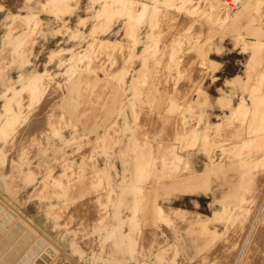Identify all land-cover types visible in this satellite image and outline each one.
<instances>
[{
    "label": "rangeland",
    "instance_id": "obj_1",
    "mask_svg": "<svg viewBox=\"0 0 264 264\" xmlns=\"http://www.w3.org/2000/svg\"><path fill=\"white\" fill-rule=\"evenodd\" d=\"M209 1L216 0H89V2L86 0L83 2L57 0V2L50 1L41 8L29 1L26 4L31 5L32 16L27 13L22 17L17 12L16 14L12 13V3L9 0H0V120L2 119V122L0 121V125H2L0 127V151L4 158L0 159V173L7 171L12 176V183L16 187V191L12 195L11 201L15 206H18L16 208L22 213L24 212L25 216L47 233L78 264H184L185 262L187 264H264V240H259V242L257 240L260 239L259 231L255 232V230H259L260 225V229L264 228V0H242L233 10L222 8V0L213 4L212 2L209 4ZM71 2H74L77 7L80 4L84 5L85 8L84 17L79 19L78 27L76 28L75 20L70 17H62L51 19L50 22L55 28L47 30L49 21L38 9L47 12L60 5V8L61 6L69 7L65 13L71 14L74 11H70ZM211 6H215L213 10L217 11H212ZM28 16L31 17L28 18ZM237 47L238 50H236ZM200 70L202 71L200 72ZM20 71L30 72L33 77L39 79L34 84L26 85L28 88L22 86L24 80L18 79ZM6 76L12 77V87L8 90L9 92L3 93L1 83ZM123 80L127 81V85ZM35 84L37 85L35 86ZM30 91L33 92V96L29 95L34 99H31V96L28 97ZM39 95L43 97L41 98ZM25 96L27 97L24 101ZM196 96L200 98L198 99ZM48 98L49 106L46 105ZM30 99L34 106L32 103L30 104ZM240 101H243L245 105H238ZM35 102H39V104L35 105ZM62 103L65 104L62 105ZM31 106L32 109L36 106L39 108L36 107L38 110L34 109V113L39 112L40 109L42 112L44 110V113L37 112L35 114L39 115V117L37 116L38 121L41 115L47 116L50 120L53 117L52 122H54L53 120L58 122L56 127L55 123L51 124V121L44 116L41 117V120L45 121H42V125H39L41 123H37V120L29 121L28 119L33 118L34 115L32 109L30 110ZM53 106L55 109L51 108ZM27 109L33 113L28 110V114H32V116L26 115ZM50 111H52L51 115ZM54 113L55 119L52 116ZM62 113L63 117H66V121L62 118ZM56 117H59L58 121H56ZM252 118L254 119L252 120ZM59 121L62 128L58 126ZM22 122H27V124L35 122L37 126L36 124L31 125L32 127L28 125V129L31 127L28 130L27 124H22ZM45 123L46 126L49 124L51 129L45 128V130ZM75 123L80 126L79 128L82 127V131L76 128ZM21 124L23 128L26 126L25 129L28 132L31 131L33 137L42 132L45 138L41 135L36 137L41 139L40 141L32 138L27 130V134L24 133L25 130L22 127L19 131L18 127ZM34 126L38 130L40 128L45 131L39 130L38 132ZM15 128L18 129L17 132H20L16 133L18 136L15 134ZM32 128L36 136L32 133ZM53 128L54 130H52ZM184 128L187 129L185 132ZM22 131L25 136L29 134L30 139L27 141L28 137L23 139ZM190 131L193 132L190 133ZM189 133L191 135H187ZM13 134L14 136H12ZM19 134L22 136L19 137ZM92 134H95V139L92 138L94 137ZM10 136L13 142L8 140ZM88 136L92 138L93 142L90 141V138L88 140ZM7 137L9 138L7 139ZM14 138H17L16 140L22 138L23 143L17 141L16 145ZM73 138H77V142L73 143ZM25 141L29 142L24 143ZM81 141H88L89 144L92 142L93 146L84 144V142L82 145ZM95 141L96 143H94ZM36 142L38 143L36 144ZM41 142L42 144H40ZM6 143L7 146L4 149ZM9 143L11 146H8ZM19 144H23L24 147L22 146L23 148L20 149ZM38 144L39 147L41 145L40 148L37 147ZM87 145L91 147H88L91 155L95 150L93 156H90L88 148H85ZM2 146L5 152H3ZM13 146H17L15 150L20 149H18L19 153L18 150L16 152L12 150ZM77 146L78 152L86 151V153L84 155L77 152V154H73L74 151H77ZM31 147L33 154L34 150L36 151L35 155L29 154L30 150L27 149ZM42 147L43 149H41ZM25 149L29 156L26 155ZM81 149H83L82 152ZM15 153L17 157L19 156L18 158L14 155ZM57 153L61 158H66L61 159ZM51 154L54 157H52L53 160L52 158L49 160L51 166H47ZM56 154L57 156H55ZM85 155L88 159L83 158ZM22 157L28 159L23 161ZM46 157L48 158L46 159ZM120 158H122V162ZM245 160L247 161L245 162ZM18 161L19 163H17ZM83 161L85 164H81ZM60 162L63 163L60 164ZM56 163L58 167H56ZM75 164H77L75 168H70V170L75 169V172L70 171L72 174H69L67 169ZM78 164L83 165V172L82 167L80 169ZM31 165H34V168H30L33 167ZM88 166L89 168H87ZM90 166L93 171L87 172ZM47 167L48 169H46ZM55 167L57 170H62L60 171L62 177L59 171L56 172ZM49 169L53 172L51 173ZM80 170L83 174L93 176L92 180H95V183L89 180L91 179L89 175L88 179L80 173ZM94 170L97 171L96 174ZM63 171L68 173L67 177ZM24 175L30 179L25 182L26 184L23 182ZM72 175L75 179L71 177ZM82 175L87 178H82L84 185L80 183L81 179L79 180L80 184L76 181ZM94 175L97 176L94 177ZM96 177L102 178L99 183L95 179ZM126 177L128 181H131L128 185L123 181L126 180ZM62 178H65V185ZM45 179L51 184L47 183V180L45 184ZM85 180L87 183H84ZM141 180L143 181L140 182ZM40 181L41 185L44 187L47 185L49 189L43 186L41 188ZM70 181L77 183L73 182L72 185ZM42 182L44 183L42 184ZM68 182L70 183V186L67 185L69 188L66 187ZM159 183L161 186L158 185ZM99 185L102 187L99 189L103 192L97 188ZM35 186L38 190L43 188L46 190H43L41 194L39 192L41 190L36 191ZM55 186H57V190H55ZM91 186H96V188H91ZM123 186L127 187L125 196L121 194ZM138 186L144 189L147 186V188L145 190L142 188V191ZM262 186L263 189H261ZM52 188H54V191L51 190L53 194L47 198V193L51 194L49 190ZM81 188H86L83 191L86 194L90 193V198L81 192ZM76 189H80V191L77 190L75 195L73 190ZM90 189H94L93 191L96 193ZM34 190L36 195L32 196ZM96 190L108 193L105 194V192L104 195L101 194L102 196L99 194L105 198L98 200L101 197ZM137 190H141V192ZM67 191L73 192L72 194L77 197L74 198L73 195L70 196L71 194L67 195L72 197V200L69 201V198L65 196ZM150 191L153 192L150 193ZM138 193L140 195L144 193L146 198L143 197V199L146 201H141L142 196L138 197ZM147 194L149 195L147 196ZM225 194L228 195L224 198ZM93 195L94 197H92ZM183 195L190 197L184 199ZM79 196H84L83 201L88 198L85 201V203L89 202L86 203L88 209L82 201V197ZM96 197L99 198L96 200ZM221 197L222 199H220ZM65 198L68 199L67 202ZM79 200L85 206L80 202L78 204L80 203L81 208L84 207L83 209L86 210L82 211L77 208L79 205L75 203ZM136 200L138 203L140 202L138 205L141 204V206L137 205L138 208L135 206ZM148 200L151 204L146 205ZM98 201H101L103 206ZM69 203L72 204L69 206ZM189 204L193 207L191 210L180 208L182 205L188 206ZM95 205L97 208L100 206L98 210L95 208L97 212L94 214L90 211L94 209ZM72 206L75 211L71 209L69 211V207ZM142 206H144L143 208L147 207L144 210L145 213L149 212L148 216L144 213ZM59 207H63L62 210L66 208L70 213L67 214L65 209L62 211ZM101 207L102 209H100ZM163 207L164 211L169 210L163 213ZM53 208H56L57 211L60 209L59 211L64 212L65 215L62 212L59 214L57 211L55 212L57 214H54L56 209ZM91 208L93 209L90 210ZM103 208L106 212H104L105 210L102 212ZM171 208H175L174 211ZM135 209H140L139 212L142 209L143 212H141L144 215L138 211L136 214ZM87 210H90L89 216L94 214L91 216L93 218L87 216L89 214V212L86 214ZM115 210H119L124 222L123 225L116 226L112 231L109 223L114 221L113 212ZM72 211L76 217L79 213L78 220L80 221L71 214ZM259 211V215H256ZM83 212L85 213L81 216ZM104 213L107 215H102ZM85 215L90 219L85 218ZM70 216L75 217V222ZM103 216H107L105 217L106 222ZM63 219L68 223L71 220L72 223H76V226L71 222L69 223L71 225H68L67 221L61 222ZM95 219L103 221H98L99 224ZM143 221L150 222L146 225ZM22 222L21 226L15 222L11 224L12 226L3 224L0 228V253L6 254L11 251L10 249L18 248V246L21 250H27L28 246L32 245L31 252L21 259V261H25L23 264H45V257L49 254V249H52L36 235L35 231L30 230V227ZM93 222L99 224L100 230H98V225ZM184 222L187 225H183ZM189 222H195V225L192 226ZM141 224L144 226H142L144 230L146 226H153L151 231H157L158 235L155 234L156 232L153 233L155 236L150 234L148 231L150 228L146 227L147 240H144L146 235L142 236L144 238L140 236L143 235V228L137 227ZM176 224L180 226L178 228L188 231L178 229ZM189 224H191V231ZM105 226L111 229L104 230ZM67 227H71V229ZM82 227L83 229H81ZM90 227H97L95 230L98 231L95 232L94 228ZM195 227L197 230L193 229ZM66 228L67 230H65ZM165 230L166 233L163 232ZM22 231L23 234H21ZM87 231L88 236L91 235L90 237L84 236L87 235ZM253 231L256 236H259L257 239ZM148 232L151 235L149 236L150 241H148ZM167 232L170 237L165 236ZM101 235L103 236L100 237ZM74 236L81 239L78 240ZM83 237L87 238L86 240L90 239L83 242L85 240V238L82 240ZM98 237H100L99 240L101 239L100 243H98ZM158 237L162 239H158ZM11 241L12 245L9 246ZM153 241L157 243H154L156 246ZM88 242L91 244L88 245ZM136 242L141 244L137 245ZM143 243L145 246L149 243L148 249L152 248L150 251L147 249L148 252H151L148 253L149 255H142L147 248L140 246ZM86 244L88 248H86ZM92 244L96 247H92ZM98 244L100 245L98 246ZM165 245L167 248L163 247ZM171 245L174 246L172 247L173 251L169 249ZM97 246L101 247L100 250L97 249ZM91 247L95 248L94 252ZM141 247L145 249L144 252L140 249ZM153 249L155 250L153 251ZM96 250L98 251L96 252ZM242 250L245 252L243 253ZM137 254L141 255V258H136ZM60 257L58 261L64 263L59 264H69L66 263L69 261H64L66 258ZM238 258L241 259L240 262Z\"/></svg>",
    "mask_w": 264,
    "mask_h": 264
},
{
    "label": "bare ground",
    "instance_id": "obj_2",
    "mask_svg": "<svg viewBox=\"0 0 264 264\" xmlns=\"http://www.w3.org/2000/svg\"><path fill=\"white\" fill-rule=\"evenodd\" d=\"M148 1H150V0H148ZM216 1L218 2V0H216ZM216 1H214V2L216 3ZM241 1H242V0H241ZM241 1H240V2H241ZM211 2H212V1H211ZM211 2L209 1V4H211ZM214 2H212V4H213ZM218 3H219V2H218ZM248 5H249V4H248ZM250 5H251V4H250ZM246 6H247V5H246ZM58 7H59V6H58ZM211 7H212V6H211ZM216 7H218V6H216ZM223 7H225L226 9H229V7H227V5L225 4V1H224V0H222V8H223ZM213 8H215V6L212 7V11H217V10H215V9L213 10ZM226 9H224V10H226ZM239 9H240V8H239ZM245 10H246V9H245ZM58 11H59V8L54 7L53 13H54L55 15H58ZM228 11H229V10H228ZM243 11H244V9H243ZM222 12L224 13V11H222ZM244 12H245V11H244ZM244 12H243V13H244ZM218 13H219V12H217V14H218ZM223 13H221V14H223ZM225 13H226V12H225ZM219 14H220V13H219ZM226 14H227V13H226ZM60 16H61V15H60ZM221 16H222V15H221ZM226 17H227V16H226ZM226 17H225V18H226ZM6 18H7V15H6ZM228 18H229V16H228ZM2 19H3V18H2ZM229 19H230V18H229ZM0 22H1V21H0ZM193 51H195V50H193ZM195 52H196V51H195ZM1 69H3V68H1ZM0 71H1V70H0ZM201 71H202V70H200V72H201ZM203 71H204V70H203ZM197 73H198V72H197ZM200 74H201V73H200ZM260 74H261V73H260ZM197 75H198V74H197ZM202 75H203V74H202ZM263 75H264V74H263ZM200 76H201V75H200ZM256 76H257V75H256ZM262 77H263V76H262ZM262 77H261V78H262ZM18 79H19V80H24L22 86H26V85L34 84L35 81H36L37 79H39V78L33 77V76L31 75L30 72L20 71V72L18 73ZM11 81H12V77H10V76H6L5 79L2 80L1 85L3 86V90H2L3 93H5L6 91L10 90V88L12 87V83H11ZM123 82L127 85V83H126L127 81L123 80ZM37 84H38V86H39L38 81H37ZM37 84H35V86H36ZM26 87H27V86H26ZM27 88H28V87H27ZM24 90H25V87H24ZM28 91H29V90H28ZM8 92H9V91H8ZM8 92H7V93H8ZM30 92H31V91H30ZM22 93H23V92H22ZM25 93H26V90H25ZM32 93H33V92L28 93V97L31 96ZM29 94H31V95H29ZM34 94H35V93H34ZM22 95H23V94H22ZM24 95H25V94H24ZM36 95H38V94L36 93ZM36 95H34V96H36ZM32 96H33V95H32ZM32 96H31V99H32V98L34 99V97H32ZM39 96H41V95H39ZM198 96H199V95H198ZM26 97H27V96H25L24 101H25ZM42 97H43V96H41V98H42ZM68 97H69V96H68ZM118 97H120V96H118ZM21 98H22V97H21ZM29 98H30V97H29ZM69 98H70V97H69ZM196 98H198V97L196 96ZM199 98H200V97H199ZM199 98H198V99H199ZM201 98H202V97H201ZM18 99H19V98H18ZM22 99H23V98H22ZM22 99H21V100H22ZM31 99H30V101H31ZM52 99H53V98H52ZM61 99H62V98H61ZM61 99H60V100H61ZM14 100H15V99H14ZM27 100H28V98H27ZM27 100H26V101H27ZM47 100H49V98L46 99L47 104H46V102H45V104H46L47 106H49L48 104H50V103H48ZM53 100H54V99H53ZM53 100H51V101H53ZM64 100H65V98H64ZM200 100H202V99H200ZM203 100H204V99H203ZM243 100H244V99H243ZM37 101H38V99H37ZM41 101H44V100H41ZM41 101H40V102H41ZM49 101H50V100H49ZM58 101H59V100H58ZM61 101H62V100H61ZM33 102H34V101H33ZM53 102H54V101H53ZM53 102H52V103H53ZM56 102H57V101H56ZM68 102H69V101H68ZM22 103H24V102H22ZM31 103H32V101L30 102V104H31ZM36 103H37V102H35V105L39 104V102H38L37 104H36ZM24 104H26V103H24ZM30 104L28 103V105H30ZM64 104H65V103H64ZM64 104L62 103V105H64ZM28 105H27V107L29 108ZM127 105H129V104H127ZM238 105H243V106H244L245 103H244L243 101H240V102L238 103ZM32 106H34L33 103H32ZM32 106H31L30 110L32 109ZM38 106H39V105H38ZM55 106H56V104H55ZM55 106H53V107H51V108H52V109H55V108H54ZM59 106H60V105H59ZM36 107H37V106H36ZM36 107H34V108L32 109V112L34 111V109H35V110H38L39 108H41V107L39 106V108L37 107L38 109H36ZM43 107H44V102H43ZM57 107H58V106H57ZM45 108H47V107H45ZM45 108H44V109H45ZM51 108H47V109L50 110ZM58 108H59V107H58ZM58 108H57V109H58ZM24 109H26V107H24ZM28 110H29V109H27V114H26V115H30V116H32V114L35 112V111H34V112L32 113V112L29 110L30 113H32V114H28V113H29ZM40 110H41V112H40ZM40 110H39V112L36 111V113H37V112L40 113V114H41V113H44V110H43V112H42V109H40ZM49 110H48V111H49ZM23 111H24V110H23ZM58 111H59V110H58ZM58 111H57V113H58ZM20 112H21V111H20ZM51 112H52V111H50V115L52 114ZM59 112H60V111H59ZM68 112H69V111H68ZM70 112H71V111H70ZM25 113H26V111H25ZM25 113H23V114L25 115ZM36 113H34L33 118L31 117L32 119L28 116V118L31 119V120H30V119H28V120L31 121V122H33L34 120H37V123L40 122L41 124H39V125H42V121H44V120H41V119H42L41 117H43L44 115H43V116L41 115V116H40V120H41V121H40V120L38 121V119H39V118H38L39 115H35ZM48 113H49V112H48ZM57 113H56V116H57ZM73 113H74V112H73ZM8 114H9V113H8ZM15 114H16V112H15ZM23 114H22V115H23ZM67 114H69V113H67ZM13 115H14V114H13ZM26 115H25V116H26ZM45 115H46V114H45ZM54 115H55V113H54L52 116H54ZM63 115H64V114L62 113V118H64V120H65L66 117H63ZM34 116H36V119H34ZM37 116H38V117H37ZM44 117H45V116H44ZM48 117H49V116H48ZM37 118H38V119H37ZM45 118H47V116H46ZM50 118H51V117H50ZM58 118H59V117H56V119H57L56 121H58ZM67 118H68V117H67ZM73 118H75V117L73 116ZM180 118H181V117H180ZM48 119H49V118H47V120H48ZM52 119H53V117H52ZM52 119H51V120L49 119V121H51V124H52V123H55V124H54V126H55L56 123H58V122H55V120H53L54 122H52ZM54 119H55V116H54ZM68 119H69V118H68ZM196 119H197V118H196ZM253 119H254V118H252V120H253ZM1 120H2V119H1ZM1 120H0V121H1ZM64 120H63V121H64ZM66 120H67V119H66ZM66 120H65V121H66ZM179 121H180V120H179ZM194 121H195V120H194ZM247 121H249V120H247ZM1 122H2V121H1ZM44 122H45V121H44ZM46 122L49 123L48 121H46ZM61 122H62V121H61ZM28 123H30V122H28ZM192 123H193V122H192ZM248 123H249V122H248ZM22 124H27V122H25V123L22 122ZM22 124L20 125V127H18V128H19V131L21 130V127L23 126ZM35 124H36L35 122H34V124H32V123H31V124H27V125H26V126H27V129H28V125L31 126V125H35ZM43 124H44V123H43ZM49 124H50V123H49ZM49 124H48V125H49ZM61 124H62V123H61ZM64 124H65V123H64ZM75 124H76V123H75ZM39 125H38V126H39ZM48 125H47V126H48ZM62 125H63V124H62ZM194 125H195V123H194ZM1 126H2V125H0V127H1ZM26 126H25V127H26ZM36 126H37V124H36ZM44 126H45V127H44ZM44 126H43L44 129H45V128H46V129H47V128L51 129V127H49V126L47 127V126H46V123H45ZM58 126H59L60 128H62V126L60 125V121H59V125H58ZM58 126H57V127H58ZM76 126H77V124H76ZM189 126H190V125H189ZM192 126H193V125H192ZM25 127H24V128L22 127V128L25 130L24 133H25V134H27V133L31 134V131L28 132V130H29L32 126H31L28 130L25 129ZM39 127H40V126H39ZM55 127H56V126H55ZM79 127H80V126H77L76 128H79ZM247 127H248V126H247ZM40 128H41V127H40ZM40 128H39V130H40ZM81 128H82V127H81ZM81 128H79V130H81ZM85 128H86V126H85ZM15 129H16L15 134H16V133H20V132H17V130H18L17 128H15ZM34 129H37V127L35 128V126H34ZM46 129H45V130H46ZM83 129H84V128H83ZM90 129H91V128H90ZM208 129H209V128H208ZM246 129H247V128H246ZM26 130H27V133H26ZM32 130H33V128H32ZM37 130H38V129H37ZM39 130H38V132H39ZM45 130L41 129L40 131H45ZM52 130H54V128H53ZM183 130H184V132H185V130H187V129L184 128ZM205 130H206V129H205ZM4 131H5V130H4ZM49 131H50V130H49ZM76 131H77V130H76ZM81 131H82V130H81ZM206 131H207V130H206ZM35 132H36V130H35ZM38 132H36V133H38ZM178 132H179V131H178ZM178 132H176V133L178 134ZM192 132H193V131H190V133H192ZM22 133H23V131H22ZM24 133H23V134H24ZM32 133L34 134V130H33ZM49 133H50V132H49ZM49 133H48V134H49ZM87 133H88V132H87ZM190 133L187 134V135H191ZM203 133L205 134V132H203ZM206 133H208V132H206ZM25 134H24L23 139H24V138L26 139V138L29 136V134L26 135V136H25ZM38 134H39V135H37V136L40 137V135H41L42 137H44L43 134H42V132H41V133L39 132ZM16 135H17V134H16ZM19 135H20V134H19ZM34 135H35V134H34ZM59 135H60V134H59ZM92 135H94V137H92V136H91V137H92L93 139H95V138H96L95 134H92ZM208 135H209V134H208ZM208 135H206V136H208ZM12 136H14V134H13ZM17 136H18V135H17ZM17 136H15V137H17ZM21 136H22V134H21L19 137H21ZM31 136H32V138L38 139V138H36V137H37L36 135H35L36 137H33L32 134H31ZM31 136H30V137H31ZM48 136H49V135H48ZM50 136H51V135H50ZM71 136L73 137V136H74V133H73V135H71ZM71 136H70V138H71ZM89 136H90V135H89ZM89 136H88V140H89V138H90ZM19 137H18V139H19ZM30 137H28V138L26 139V141H27L28 139H30ZM75 137H76V136H75ZM253 137H254V136H253ZM8 138H9V137H7V139H8ZM32 138H31V141H32ZM44 138H45V137H44ZM86 138H87V137H86ZM86 138H85V139H86ZM92 138H90V141H92V140H91ZM11 139H12V137L10 136V138H9L8 140L10 141ZM16 139H17V138H14V139H13V140H14V143H15L16 145H17V143H18L19 141H22V138H20L21 140H16ZM73 139H74V138H73ZM76 139H77V138H76ZM76 139H74V140H73L74 142H73V141H72V142H73V143H75V141L77 142ZM81 139H82V138H81ZM83 139H84V138H83ZM83 139H82V140H83ZM85 139H84V140H85ZM186 139H187V138H186ZM190 139H191V138H190ZM192 139H193V138H192ZM206 139H207V138H206ZM250 139H251V138H250ZM15 140H16V141H15ZM33 140H34V139H33ZM38 140L40 141L41 139H38ZM86 140H87V139H86ZM208 140H209V139H208ZM245 140H246V139H245ZM11 141H12V140H11ZM17 141H18V142H17ZM26 141H25L24 143H28L30 140H29L28 142H26ZM36 141H37V140H36ZM42 141H44V140L42 139ZM79 141H80V140H79ZM90 141H89V142H90ZM191 141H192V140H191ZM211 141H212V140H211ZM6 142L8 143V141H6ZM12 142H13V141H12ZM12 142H11V143H12ZM16 142H17V143H16ZM34 142H35V141H34ZM72 142H71V144H72ZM81 142H82V141H81ZM83 142H84V141H83ZM83 142H82V145H84V144H88V145H90L93 141H92L90 144L87 143L88 141H87V142L85 141L84 144H83ZM192 142H193V141H192ZM7 143L5 144V148L3 147V146H4V143H3V146H2L1 148H2V149H3V148L6 149ZM14 143H13V144H14ZM22 143H23V141H22ZM30 143H31V142H30ZM37 143H38V142H36V144H37ZM43 143H45V141H44ZM46 143H47V142H46ZM79 143H80V142H78V144H79ZM94 143H96V141H95ZM9 144H10V143H9ZM13 144H12V145H13ZM31 144H32V143H31ZM34 144H35V143H34ZM40 144H42V142H41ZM80 144H81V143H80ZM97 144H98V146H99V143H98V142H97ZM176 144H177V143H176ZM19 145H20V149H21V147L23 146V144H19ZM24 145H25V144H24ZM26 145H28V144H26ZM88 145H87V147H85V146H81V147H82V148H83V147L88 148V147H89ZM94 145H96V144H94ZM188 145H189V144H188ZM8 146H11V144L8 145ZM44 146H45V145H44ZM91 146H93V144H91ZM175 146H176V145H175ZM186 146H187V145H186ZM13 147H14V149H12V150H14L15 152L19 149V148H18V149L15 150V147L17 148V146H13ZM23 147H24V146H23ZM23 147H22V148H23ZM25 147H26V146H25ZM27 147H29V146H27ZM37 147L40 148L41 145H40V147H39V144H38ZM51 147H52V146H51ZM79 147H80V146H79ZM10 148H12V147H10ZM33 148H34V145H33ZM62 148H63V147H62ZM89 148H91V147H89ZM89 148L87 149L88 151H89ZM97 148H98V147H97ZM211 148H212V147H211ZM4 149H3V152H5ZM7 149H9V147H7ZM20 149H19V150H20ZM31 149H32V147L29 148V149H27L28 151L30 150V153H29L30 155L33 154V153L31 152ZM41 149H43V147H42ZM93 149H94V147H93ZM93 149H92V150H93ZM9 150H10V149H9ZM19 150H18V153H19ZM32 150H33V149H32ZM36 150H37V149H36ZM38 150H39V149H38ZM61 150L63 151V149H61ZM82 150H83V149H81V152H82ZM90 150H91V149H90ZM92 150H91V151H92ZM177 150H178V149H177ZM210 150H211V149H210ZM210 150H209V152H210ZM6 151H7V150H6ZM24 151H26V149H25ZM79 151H80V148H79ZM94 151H95V150H93V152H94ZM0 152H1V151H0ZM7 152H8V151H7ZM11 152H13V151H11ZM11 152H9V153H11ZM20 152H22V151H20ZM34 152H35V153H34L33 155L36 154V151H35V150H34ZM45 152H47V151H45ZM55 152H57V151H55ZM74 152H75V153H73V154H77V153L79 154V153H80V152H78V146H77V151H74ZM76 152H77V153H76ZM89 152H90V151H89ZM93 152H92V155H91V152L89 153L90 156H93ZM31 153H32V154H31ZM63 153H64V152H63ZM71 153H72V152H71ZM84 153H86V151H85V152L83 151V153H80V154H83V155H84ZM177 153H178V152H177ZM177 153H176V154H177ZM20 154H21V153H20ZM29 154L27 155V151H26V155L29 156ZM57 154H58V153H57ZM57 154H56L55 156H57ZM68 154H69V153H68ZM73 154H71V155L74 156ZM94 154H95V153H94ZM208 154H209V153H208ZM1 155H2V152H1V154H0V159H4ZM3 155H4V154H3ZM11 155H12V157H13V153H12ZM11 155H10V156H11ZM14 155L16 156V158L19 157V156L17 157L16 153H15ZM18 155H19V154H18ZM43 155H44V153H43ZM45 155H46V153H45ZM61 155H62V153H61ZM178 155H179V154H178ZM24 156H25V155H24ZM58 156L60 157L59 154H58ZM88 156H89V155H88ZM49 157H50V156H49ZM52 157H54V155L52 156V154H51L50 159H49L48 157H46V159L48 158L47 166H51V163L49 162V160H51ZM59 157H57V158H59ZM70 157H71V156H69V159H71ZM84 157H85V159H88V158H87V155L83 156V158H84ZM208 157H209V156H208ZM8 158H9V155H8ZM8 158H7V159H8ZM20 158H21V157H20ZM22 158H23V157H22ZM30 158H31V157H30ZM30 158H29V159H30ZM60 158H61V157H60ZM63 158H66V157H62L61 159H63ZM67 158H68V157H67ZM90 158H91V157H90ZM245 158H246V157H245ZM27 159H28V158H27ZM27 159H25V157H24V158H23V161H25V160H27ZM46 159H45V161H47ZM61 159H60V160H61ZM92 159H93V158H92ZM120 159H121L120 161L122 162V161H123L122 158H120ZM8 160H9V159H8ZM8 160H6V161H8ZM12 160H13V158H12ZM14 160H15V157H14ZM14 160H13V161H14ZM17 160H18V159H17ZM52 160H53V158H52ZM55 160H56V159H55ZM63 160H64V159H63ZM63 160H61V161H63ZM67 160H68V159H67ZM247 160H248V159H247ZM247 160H245V162H246ZM15 161H16V160H15ZM15 161H14V162H15ZM19 161H20V159H19ZM19 161H18L17 163H19ZM42 161L44 162V160H42ZM58 161H59V160H58ZM86 161H88V160H86ZM90 161H92V160L90 159ZM174 161H175V160H174ZM3 162H4V161H3ZM9 162H10V161H9ZM9 162H7V163H9ZM63 162H64V161H63ZM63 162H60V164L63 163ZM67 162H68V161H67ZM88 162H89V161H88ZM220 162H221V160H220ZM243 162H244V161H243ZM48 163H50V164L48 165ZM83 163L85 164L84 161H83L81 164H83ZM92 163H93V162H92ZM232 163H233V162H232ZM58 164H59V163H58ZM70 164H71V163H70ZM79 164H80V163H79ZM79 164H78V166H80V169H81V167H82L81 170H82V172H83V165H79ZM234 164H235V163H234ZM5 165H6V164H5ZM7 165H8V164H7ZM63 165H65V164H63ZM76 165H77V164H75V166H72V165H71V166L67 169V172H68V170H69V172H68L69 174H72L73 171L75 172V169H71V170H70V168H71V167H72V168H73V167L75 168ZM88 165H89V164H88ZM28 166H29V165H28ZM31 166H33V167H30V168H34V165H31ZM35 166H36V164H35ZM52 166H53V164H52ZM86 166H87V165H86ZM86 166H85V168H86ZM36 167H37V166H36ZM56 167H58V166H57V163H56ZM56 167H55L56 172L59 171V173H61L60 171H62V170H60V169L57 170ZM63 167H64V166H63ZM63 167H62V168H63ZM65 167H66V166H65ZM28 168H29V167H28ZM53 168H54V166H53ZM53 168H52V170H53ZM60 168H61V167H60ZM62 168H61V169H62ZM66 168H67V167H66ZM85 168H84V170H85ZM87 168H89V166H88ZM9 169H10V167H9ZM46 169H48V167H47ZM93 169H94V168H93ZM18 170H19V169H18ZM37 170H38V169H37ZM49 170H51V169H49ZM49 170H48V171H49ZM52 170H51V173L53 172ZM65 170H66V169H65ZM81 170H80V173H82ZM86 170H87V169H86ZM9 171H10V170H9ZM13 171H14V170H13ZM13 171H12V173H14ZM30 171H31V170H30ZM46 171H47V170H46ZM70 171H72V172H70ZM91 171H93V170H91V166H90V169H89V171H87V172H91ZM27 172H29V171L27 170ZM32 172H34V174H37V173H35V171H32ZM36 172H37V171H36ZM54 172H55V171H54ZM63 172H64V171H63ZM67 172H64V173H66V176H65V174H64L63 177H64V176L67 177V175H68ZM84 172L86 173V171H84ZM96 172H97V171H96ZM96 172H95V170H94V173H95V174H96ZM175 172H176V171H175ZM59 173H57V174H59ZM94 173H91V174H94ZM178 173H179V172H178ZM34 174H33V176H35ZM45 174H47V173H45ZM45 174H44V175H45ZM55 174H56V173H55ZM73 174H74V173H73ZM82 174H83V173H82ZM189 174H190V173H189ZM191 174H192V173H191ZM195 174H196V172H195ZM49 175H50V174H49ZM51 175H54V174H51ZM51 175H50V176H51ZM59 175H60V174H59ZM59 175H58V176H59ZM80 175H81V174H80ZM83 175H85V177H87V178H88V175L90 176V174H83ZM83 175H82V176H83ZM86 175H87V176H86ZM97 175H98V173H97ZM97 175H94V177L97 176ZM24 176H25V175H24ZM24 176H23V177H24ZM28 176H29V173H28ZM31 176H32V174H31ZM47 176H48V175H47ZM54 176H55V175H54ZM82 176H81V178H78L76 181H78V184L81 183L82 185H84V184H83V180H84V179H87V178H85L84 176L82 177ZM98 176H99V175H98ZM100 176H101V175H100ZM121 176H122V175H121ZM166 176H167V175H166ZM29 177H30V176H29ZM44 177H45V176H44ZM44 177H43V178H44ZM61 177H62V173H61ZM71 177H73V178L75 179L74 175H72ZM71 177H70V180L72 179ZM78 177H79V174H78ZM90 177H91V176H90ZM180 177H181V176H180ZM193 177H194V176H193ZM31 178H32V177H31ZM46 178H47V177H46ZM48 178H49V177H48ZM53 178H56V177H53ZM58 178H59V177H58ZM76 178H77V177H76ZM82 178H84V179H82ZM92 178H93V176L91 177V179H89V178H88V179L91 181ZM184 178H185V177H184ZM34 179H35V178H34ZM56 179H57V178H56ZM60 179H61V178H60ZM60 179H59V180H60ZM62 179H63L64 181H62V180H61V181L64 183V182H65V178H62ZM74 179H73V180H74ZM80 179H81V180H80ZM95 179L98 180V183H99V180L102 179V178H101V177H100V178H97V177H96ZM125 179H126V180H123V181L126 182L127 185L130 184L131 181H130V180L128 181V180H127V177H126ZM186 179H187V178H186ZM31 180H32V179H31ZM46 180H47V179H45L44 182H45ZM79 180L81 181L80 183H79ZM143 180H145V179L143 178ZM143 180H141L140 182H142ZM174 180H175V179H174ZM26 181H27V182L30 181V179H28L27 175H26V176L24 177V179H23V182H24V183H25ZM76 181H72V182L70 181V182H71V184H72L73 182L75 183ZM85 181H86V182H84V183H87V180H85ZM92 181L95 183V180H92ZM175 181H176V180H175ZM175 181H174V182H175ZM207 181H208V180H207ZM44 182H42V184H43ZM46 182H47V183H50V182H48V180H47ZM46 182H45V184H46ZM57 182H58V181H57ZM88 182H89V181H88ZM124 182H122V183L124 184ZM136 182H137V181H136ZM182 182H183V181H182ZM182 182H181V183H182ZM40 183H41V181L39 182V185H41ZM63 183H61V184H63ZM68 183H69V182H68ZM74 183H73V184H74ZM76 183H77V182H76ZM76 183H75V184H76ZM161 183H162V182H161ZM164 183H165V182H164ZM175 183H176V182H175ZM25 184H26V183H25ZM50 184H51V183H50ZM50 184H49V185H50ZM73 184H72V185H73ZM88 184H89V183H88ZM90 184H91V182H90ZM96 184H97V182H96ZM96 184H94V185H96ZM100 184H101V182H100ZM138 184H139V183H138ZM263 184H264V182H263ZM17 185H18V184H17ZM64 185H65V183H64ZM67 185L70 186V183H69V184H66V187H68ZM85 185H86V184H85ZM91 185H92V184H91ZM97 185H98V184H97ZM127 185H126V186H127ZM158 185H160V183H159ZM162 185H163V184H162ZM37 186H38V185H37ZM37 186H35L36 191L41 190V189L38 190ZM42 186H43V185H41V188H42ZM79 186H80V185H79ZM89 186H90V185H89ZM101 186H102V184H101ZM143 186H144V185H143ZM160 186H161V185H160ZM165 186H167V185H165ZM263 186H264V185H263ZM263 186H262L261 189H263ZM43 187H44V186H43ZM55 187H56L55 190H57V186H55ZM71 187H72V186H71ZM92 187H93V186H91V188H92ZM94 187L96 188V186H94ZM94 187H93V188H94ZM103 187H104V186H103ZM127 187H128V186H127ZM127 187L123 186V188H122L123 191H122L121 194H122L123 196L126 195L125 193H126ZM138 187H139L141 190H142V188H143V187H140V186H138ZM152 187H153V186H152ZM156 187H157V186H156ZM260 187H261V186H260ZM39 188H40V186H39ZM44 188H48V186L46 185V187H44ZM44 188H43L41 191H39L41 194H42V191H43V190H46V189H44ZM68 188H69V187H68ZM76 188H77V187H76ZM95 188H94V189H95ZM97 188L99 189V188H102V187H100V185H99ZM146 188H147V186H145V189H146ZM149 188H150V187H149ZM162 188H163V187H162ZM48 189H49V188H48ZM48 189H47V191H48ZM58 189H59V188H58ZM64 189H65V187H64ZM72 189H75V188H72ZM72 189H71V190H72ZM83 189H84V188H81V192H82V193H84ZM85 189H86V188H85ZM85 189H84V190H85ZM88 189H89V187L87 188V191H88ZM94 189H93V190H94ZM137 189H138V188H137ZM145 189L143 188V190H145ZM154 189H155V188H154ZM261 189H260V190H261ZM51 190L54 191V188H52V189L49 190L51 194L47 193V195H48L47 198H49V196H51V195L53 194V193H52L53 191L51 192ZM77 190H78V189L73 190L75 195H76V191H77ZM90 190H91V189H90ZM93 190H91V191H93ZM99 190L101 191V189H99ZM99 190H98V191L96 190L97 192H99V193H97L98 195H99V194H100V195H101V194L104 195V193L106 192V191H104V193H101V192H103V191L100 192ZM141 190H140V191L137 190V191L141 192ZM143 190H142V191H143ZM149 190H150V189H149ZM151 190H152V189H151ZM161 190H162V189H161ZM166 190H167V189H166ZM260 190H259V191H260ZM15 191H16V187H15V186L13 185V183H12V176H10V174L7 173V171L1 172V173H0V219H1V220H0V228L3 226V224H10V225H11V224H14L15 222L19 224L18 226H21V221H23L28 227H30V230L32 229L33 231H35V232L37 233L36 235H38V236L40 237V239L43 240L44 242H46V245H47V246L49 245L50 248L52 249V250L49 249V254L47 253L48 255H46V257H45V258H46V260H45V261H46L45 264H59V263L63 262V261H61V262L58 261V258H61L60 256H63V257H62L63 259L66 258V259H64L65 262H66V261H69V262H66V263H69V264H78L77 261H75L74 258L70 257L71 255L69 256L67 253H65V252L63 251V249H62L60 246H58V245L52 240V238H50V237L47 235V233L43 232V230H41L38 226H36V225L34 224V222H33L31 219H29V217L25 216V215L23 214L24 212L22 213L21 211H19V210L16 208V207H18V206H15V205L12 203V201H11V197H12V195L15 193ZM34 191H35V190H34ZM36 191L32 193V194H34V195H32V194H31V195H32V196H35V195H36V194H35ZM49 191H48V192H49ZM59 191H60V189H59ZM59 191H58V193H59ZM61 191H62V190H61ZM79 191H80V189L78 190V192H79ZM232 191H233V189H232ZM232 191H230V192H232ZM3 192H5L7 195H6V194H1V193H3ZM67 192H68V191H67ZM78 192H77V194H78ZM93 192H95V191H93ZM93 192H92V193H93ZM108 192H109V189H108ZM108 192H106L105 194H107ZM147 192H148V191H147ZM147 192H146V193H147ZM152 192H153V191H150V193H152ZM154 192H155V191H154ZM233 192H234V191H233ZM260 192H262V191H260ZM45 193H46V192H45ZM63 193H64V192H63ZM72 193H73V192H70V191H69L68 193H65V194H66L65 196H67V195L69 196V195L71 194L70 196L73 195L72 197L76 198L77 196H75V195L72 194ZM82 193H81V194H82ZM87 193H88V192H87ZM95 193H96V192H95ZM144 193H145V192H144ZM144 193H143V194H144ZM146 193H145V194H146ZM54 194L56 195L57 193H54ZM79 194H80V193H79ZM84 194H86V192H85ZM89 194H90V193L86 194V195L88 196V198H90V197H89ZM93 194H94V193H93ZM109 194H110V193H109ZM143 194L140 195V194L138 193V197L142 196L141 201H142V200H145V199H143V197H145L146 195L144 194V196H143ZM259 194H261V193H259ZM58 195H59V194H58ZM90 195H91V194H90ZM100 195H99V197L102 196V195H101V196H100ZM136 195H137V194H136ZM148 195H149V194H147V196H148ZM226 195H228V194H225V195H224V198H225ZM229 195H230V193H229ZM32 196H31V197H32ZM68 196H67V197H68ZM84 196H85V195H84ZM84 196H83V197H84ZM87 196H86V197H87ZM106 196H107V195H106ZM111 196H112V193H111ZM151 196H152V195H151ZM151 196H150V199H151ZM230 196H231V195H230ZM258 196H259V195H258ZM59 197H61V196L59 195ZM72 197H68V198H69V201H70V199L72 200ZM79 197H80V196H79ZM79 197H78V199H80L82 196H81L80 198H79ZM83 197H82V201L84 200ZM92 197H94V195H93ZM99 197H96V200H97ZM103 197L105 198V196H103ZM103 197H101V198L98 199V200H101ZM113 197H114V196H113ZM113 197H112V199L114 200ZM138 197H137V198H138ZM226 197H227V196H226ZM232 197H233V196H232ZM259 197H261V196H259ZM44 198H46L45 195H44ZM88 198H87V199H88ZM106 198H108V197H106ZM109 198H110V197H109ZM137 198H136V199H137ZM145 198H146V197H145ZM154 198H155V197H154ZM87 199H86L85 201H87ZM138 199H139V198H138ZM147 199H148V198H147ZM150 199H149V200H150ZM220 199H222V197H221ZM63 200H64V199H63ZM65 200H66V202H67L68 199L65 198ZM74 200H75V199H74ZM76 200H77V199H76ZM113 200H110V202H111V201L113 202ZM139 200H140V199H139ZM149 200L146 202V205L151 204V203L149 202ZM22 201H23V200H22ZM80 201H81V200L77 201V203H75V204H78V202H80ZM82 201H81V202H82ZM85 201H83L85 205H86V203H89V202H86V203H85ZM88 201H89V200H88ZM94 201H95V200H94ZM104 201H105V200H104ZM136 201H137V200H136ZM136 201H134V202H136ZM145 201H146V200H145ZM145 201H144V202H145ZM151 201H154V200H151ZM17 202H18V201H17ZM73 202H74V201H73ZM81 202H80V203H81ZM105 202H106V201H105ZM148 202H149V203H148ZM60 203H61V202H60ZM63 203H64V202H63ZM80 203L78 204L80 208H79L78 206H77V208H78L79 210L82 209V211H83V210H86V209H83L84 207L81 208L82 206L80 205ZM94 203H95V202H94ZM96 203H97V202H96ZM98 203H99L100 205H102V204H101V203H102L101 201H100V202L98 201ZM136 203H137V204H136ZM136 203H135V204H136L135 206L137 207V205H138L140 202L138 203V201H137ZM141 203H142V202H141ZM152 203H153V202H152ZM66 204H67V203H66ZM71 204H72V203H71ZM71 204L69 203L68 205L70 206ZM73 204H74V203H73ZM81 204L83 205V203H81ZM103 204H105V203L103 202ZM142 204H143V203H142ZM54 205H55V204H54ZM61 205H62V204H61ZM85 205H83V206H85ZM93 205H94V204H93ZM100 205H99V206H100ZM154 205H155V204H154ZM154 205H153V206H154ZM263 205H264V204H263ZM64 206H65V205H64ZM99 206H98V208H97L96 205H95V207L93 206L94 209L91 208L90 210H92V209H93V210H92V211L89 210V211H90L91 213L94 212V214H95V213L97 212V210L99 209ZM102 206H103V205H102ZM138 206H141V204L138 205ZM151 206H152V205H151ZM56 207L58 208V206H56ZM67 207H68V206H67ZM74 207H75V209H76V206H75V205H74ZM89 207H91L90 204H89ZM136 207H135V208H136ZM143 207H144V206H142V209H143V211H144V213H145V210H144V209L147 208V207H145V208H143ZM149 207H150V206H149ZM165 207H166V206H165ZM59 208L62 210L63 207H59ZM86 208H87V205H86ZM95 208H96L97 210H96ZM137 208H138V207H137ZM169 208H170V207H169ZM53 209H56V208H53ZM53 209H52V210H53ZM60 209H58V211H57V209H56V210L54 211V214H57V213H55L56 211L60 214V212H62L64 209H65L64 211H67V214L70 213V212H68V210H66V208H64L62 211H59ZM70 209L73 210V206H72L71 208L69 207V211H71ZM78 209H77V210H78ZM87 209H88V208H87ZM100 209H102V207H101ZM130 209H131V206H130ZM142 209H141V211H142ZM150 209H151V208H150ZM150 209H148V210H150ZM156 209H157V207H156ZM173 209H175V208H173ZM173 209L171 208V210H173ZM77 210H76V211H77ZM79 210H78V212H80ZM95 210H96V211H95ZM104 210H105V208H103L102 212H103ZM139 210H140V209H139ZM139 210H138V209H135V213H136V211H138V213H140L141 211L139 212ZM152 210H154V209H152ZM157 210H158V209H157ZM162 210H163V211L165 210L164 207H163ZM168 210H169V209H168ZM168 210L164 211L163 213L167 212ZM73 211H75V210H73ZM73 211H72L71 214L74 215V212H73ZM89 211H88V210L85 211L86 214H88L87 212H89ZM143 211H142V212H143ZM150 211H151V210H150ZM173 211H174V210H173ZM85 212H83L81 216H83ZM90 212H89V214H88L87 216H89V215L91 214ZM104 212H106V210H105ZM142 212H141V213H142ZM146 212L149 213L148 211H146ZM62 213H64V212H62ZM75 213H76V212H75ZM98 213H99V212H98ZM135 213H134V215H135ZM147 213H145V214L147 215ZM152 213H153V212H152ZM259 213H260V211H259L258 214H256V215H259ZM80 214H81V213H80ZM94 214H92V215H94ZM105 214H106V213H104V214H102V215H105ZM136 214H137V213H136ZM155 214H156V213H155ZM252 214H253V213H252ZM261 214H263V213H261ZM64 215H65V213H64ZM77 215L79 216V213H78ZM92 215H91V216H92ZM106 215H107V214H106ZM134 215H133V216H134ZM141 215H144V214L142 213ZM164 215H165V214H164ZM263 215H264V214H263ZM58 216H59V215H58ZM61 216H63V215L61 214ZM74 216H75V215H74ZM78 216H77V217L75 216L77 220H78ZM81 216H80V217H81ZM91 216H89V217H91ZM95 216H96V215H95ZM135 216H136V215H135ZM138 216H139V215H138ZM147 216H148V215H147ZM154 216H155V215H154ZM260 216H261V215H260ZM65 217H66V216H65ZM65 217H63V218H65ZM67 217H69V216H67ZM70 217L72 218V216H70ZM75 217H73L72 219L74 220ZM80 217H79V218H80ZM89 217H86V215H85V218H89ZM105 217H107V216H105ZM105 217L103 216L104 221L106 222ZM139 217H140V216H139ZM139 217H135V218L138 219ZM141 217L144 218V217H146V216H141ZM166 217H168V216H166ZM71 218H70V219H71ZM81 218H82V217H81ZM83 218H84V217H83ZM91 218H93V217H91ZM95 218H96V217H95ZM97 218H98V216H97ZM100 218H102V217H100ZM113 218H114V221L111 222V223H109V226L112 227V231H113V228H116V226H121V225H123V222H124V219L121 217V215H120V213H119V210H117V211L115 210V211L113 212ZM135 218H134V220H135ZM143 218H142V219H143ZM148 218H150V217H148ZM148 218H145V219L148 220ZM252 218H253V217H252ZM60 219H61V218H60ZM60 219H59V221H60ZM65 219H66V218H65ZM72 219H71V220H72ZM89 219H90V218H89ZM250 219H251V218H250ZM71 220H70V222L72 223L73 220H72V221H71ZM91 220H92V219H91ZM91 220H90V221H91ZM95 220H96V219H95ZM147 220H145V221H147ZM251 220H252V219H251ZM261 220H262V218H261ZM263 220H264V219H263ZM64 221H67V220H64V219L61 220V222H63V223H64ZM78 221H80V220H78ZM82 221H84V219H82ZM86 221H88V220H86ZM93 221H94V219H93ZM96 221H97V220H96ZM98 221L101 222V221H103V220H101V221L98 220ZM98 221H97V222H98ZM138 221H139V220H138ZM145 221H143L145 224L150 222V221H149V222H145ZM154 221H155V220H154ZM162 221H163V220H162ZM171 221H172V220H171ZM258 221H260V220L258 219ZM23 222H22V223H23ZM61 222H59V223H61ZM70 222H69V223H70ZM73 222H75V220H74ZM97 222H96V224L98 225V228H99V227H100V226H99L100 223L98 222V223H99V224H98ZM134 222H135V221H134ZM140 222H141V219H140ZM155 222H156V221H155ZM167 222H168V221H167ZM254 222H255V221H254ZM263 222H264V221H263ZM66 223H67L68 225H71V224L68 223V221H67ZM82 223H83V222H82ZM82 223H81V224H82ZM88 223H89V222H88ZM144 223H143V224H144ZM174 223H175V222H174ZM187 223H188V222H187ZM189 223H191L192 226L195 225V224H194L195 222H194V223L189 222ZM1 224H2V225H1ZM72 224L75 225L76 223H72ZM78 224H79V223H78ZM93 224H95V223L93 222ZM93 224H92V225H93ZM96 224H95V225H96ZM101 224H102V223H101ZM103 224H104V222H103ZM138 224H140V223H138ZM155 224H156V223H155ZM178 224H180V223H178ZM181 224H182V223H181ZM184 224H186V223L184 222L183 225H184ZM191 224H189L190 227H189V225L187 226V228H188V227L190 228V231H191ZM254 224H255V223H254ZM87 225H88V224H87ZM107 225H108V224H107ZM107 225H106V226H107ZM146 225H147V224H146ZM148 225H149V224H148ZM176 225H177V224H176ZM186 225H187V224H186ZM258 225H260V224H258ZM258 225H257V227H258ZM11 226H12V225H11ZM27 226H25V228H27ZM72 226H73V225H72ZM75 226H76V225H75ZM79 226H80V225H79ZM90 226H91V225H90ZM106 226L104 227V230H105V229H111L110 227H106ZM135 226H136V225H135ZM142 226H143L142 224H141V226H138V225H137V227H142ZM149 226H150V225H149ZM161 226H162V225H161ZM174 226H175V225H174ZM181 226H182V225H181ZM260 226H261V225H260ZM260 226H259V230H257V231L255 230L256 233L259 231V232H258V233H259L258 235H260V237H259L258 235H257V236H258L260 239H257L256 233L253 231V232L255 233L254 236L256 237V239H257L258 241H259V240L262 241V239L264 240V238H263V235H264V232H263L264 230H263V229H264V228H263V229L261 228V229H262V232H263V233L261 232V234H262V236H261V234H260V231H261ZM77 227H78V226H77ZM143 227H144V226H143ZM143 227H142V228H143ZM146 227H148V226H146ZM146 227H145V230H146ZM178 227H180V226L177 225V228H178ZM182 227H184V226H182ZM255 227H256V226H255ZM5 228H6V227H5ZM7 228H8V227H7ZM25 228H24V229H25ZM67 228H68V227H67ZM67 228H66L65 230H67ZM73 228H74V227H73ZM73 228H72V229H73ZM75 228H76V227H75ZM90 228H92V227H90ZM93 228H94V227H93ZM93 228H92V229H93ZM148 228H150V229L148 230V231H150V234H153V233L156 232L155 234L158 235V234H157V231H155V232H154V231H151V228L153 229V226H152V227H148ZM148 228H147V229H148ZM168 228H169V227H168ZM16 229H17V228H16ZM68 229H71V227H69ZM79 229H80V228H79ZM81 229H83V227H82ZM95 229H97V227H95L94 230H93V231H95V232L98 231V230H100V228H99L98 230H95ZM140 229H141V228H139V230H140ZM169 229H170V228H169ZM178 229H182V228H178ZM193 229H196V227L193 228ZM193 229H192V230H193ZM6 230H7V229H6ZM9 230H10V229H9ZM25 230H26V229H25ZM73 230H74V229H73ZM87 230H88V228H87ZM142 230H143L144 232L142 231V232H143V235L141 234L140 236L142 237V236H145V235H146V237H145L146 239H144V240H147V233H146L147 230L145 231L144 228H143ZM157 230H159V229H157ZM160 230L162 231V228H161ZM182 230H185V229H182ZM186 230H187V229H186ZM186 230H185V231H186ZM196 230H197V229H196ZM196 230L193 231V233L196 232ZM253 230H254V229H253ZM14 231L16 232L15 229H14ZM19 231H20V230H19ZM23 231H24V230H23ZM23 231H22L21 234L24 233ZM76 231H77V229H76ZM81 231H82V230H81ZM140 231H141V230H140ZM187 231H188V230H187ZM1 232H3V231H1ZM6 232H7V231H6ZM17 232H18V231H17ZM73 232H74V231H73ZM85 232H86V231H85ZM151 232H152V233H151ZM163 232L166 233V230L163 231ZM11 233H12V232H11ZM13 233H14V232H13ZM75 233H76V232H75ZM77 233H78V231H77ZM91 233H92V232H91ZM91 233H90V234H91ZM159 233H160V232H159ZM165 233H164V234H165ZM168 233H169V232H167V235H165V236L170 237ZM171 233H172V232H171ZM185 233H186V232H185ZM1 234H2V233H1ZM14 234H15V233H14ZM17 234H18V233H17ZM84 234H85V233H84ZM139 234H140V232H139ZM139 234H138V236H139ZM148 234H149V232H148ZM150 234L148 235V237L151 236ZM155 234H153V235L155 236ZM172 234H174V233H172ZM172 234H171V235H172ZM186 234H187V233H186ZM194 234H195V233H194ZM19 235H20V233H19ZM73 235H75V234L73 233ZM78 235H80V233L77 234V236H78ZM124 235H125V234H124ZM153 235H152V237H153ZM77 236H74V237L77 238ZM84 236H88V231H87V235H84ZM90 236H91V235H90ZM90 236H88V237H90ZM97 236H98V235H97ZM102 236H103V235H101L100 237H102ZM138 236H137V238H139L140 240H141L142 238H144V237L140 238V237H138ZM173 236H174V235H173ZM195 236H196V235H195ZM78 237H79V236H78ZM81 237H82V234H81ZM100 237H98V243H100V241H101V239L99 240ZM171 237H172V236H171ZM185 237H186V236H185ZM17 238H19V236H17ZM33 238H34V237H33ZM76 238H75V239H76ZM84 238H85V237H83L82 240H84ZM91 238H92V237H91ZM103 238H104V237H103ZM137 238H136V241H138ZM159 238H160V237H158V239H159ZM172 238H173V237H172ZM195 238H196V237H195ZM1 239H2V238H1ZM73 239H74V238H73ZM77 239H78V238H77ZM77 239H76V240H77ZM79 239H81V238H79ZM79 239H78V240H79ZM86 239H87V238H85V240H86ZM89 239H90V238H89ZM89 239L86 240V241L84 240L83 242H87V241H89ZM96 239H97V237H96ZM96 239H95V240H96ZM148 239H149L148 241L151 240L150 237H149ZM152 239H153V238H152ZM160 239H162V238H160ZM196 239H197V238H196ZM196 239H195V241H196ZM256 239H255V240H256ZM15 240H16V239H15ZM15 240H14V241H15ZM78 240H77V241H78ZM82 240H80V241H82ZM140 240H139V241H140ZM144 240H143V241L141 240V241L144 242ZM153 240H154V239H153ZM156 240H157V239H156ZM186 240H187V237H186ZM14 241H13V243H14ZM32 241H33V240H32ZM55 241H56V240H55ZM80 241H79V243H80ZM148 241H147V242H148ZM154 241H155V240H154ZM154 241H153V244L156 242V241H155V242H154ZM157 241H158V240H157ZM90 242H91V240H90ZM90 242H88L87 244L89 245V244L93 243V242H91V243H90ZM95 242H97V241H95ZM147 242H146V243H147ZM187 242H188V241H187ZM196 242H197V241H196ZM254 242H256V241H254ZM259 242H260V241H259ZM259 242H257V243L259 244ZM5 243L7 244V241H5ZM32 243H33V242H32ZM32 243H31V244H32ZM136 243H138V242H136ZM14 244H15V243H14ZM29 244H30V243H29ZM81 244H82V242H81ZM87 244H86V245H87ZM94 244H96V243H94ZM94 244H92V247L94 246ZM139 244H141V243H138L137 245H139ZM144 244H145V243H143V244L140 245V246H142L143 248H144V247L146 248L147 245H148L149 243L146 244V246H145ZM155 244H157V243H155ZM155 244H154V246H156ZM170 244H171V243H170ZM170 244H169V245H170ZM177 244H178V243H177ZM255 244H256V243H255ZM1 245H2V244H1ZM11 245H12V241L9 243V246H11ZM17 245H18V244H17ZM35 245H36V244H35ZM84 245H85V244H84ZM84 245H82V246H84ZM88 245H87V247H86V246H84V247L88 248ZM96 245H97V244H96ZM99 245H100V244H98V246H99ZM137 245H136V247H137ZM172 245H173V243H172ZM172 245H171V248H169V249H171V250L173 251V248H172V247H174V246H172ZM178 245H179V244H178ZM47 246H45V247H47ZM49 246H48V247H49ZM98 246H97V247H98ZM151 246H152V242H151ZM262 246H263V245H262ZM13 247H14V245H13ZM32 247H33V246L31 245V246H28V249H27V250H25V249L21 250V249L19 248V246H18V248L15 247V248H13V249H10L11 251L8 252V253H6V254H3V252H1V253H0V256H1V257H0V259H1V260H0V264H23V262H25V261H24V260L21 261V259L23 258V256H25L26 254H29V252H31ZM45 247H44V248H45ZM92 247H91V249H92ZM94 247H96V246H94ZM138 247H139V246H138ZM142 247H141L140 249H141L142 251H143V250L145 251V249H142ZM163 247H166V245L163 246ZM163 247H162V248H163ZM180 247H181V246H180ZM185 247H186V246H185ZM24 248H25V247H24ZM100 248H101V247H100ZM100 248L98 247L97 249L100 250ZM159 248H160V247H159ZM166 248H167V247H166ZM186 248H187V247H186ZM247 248H248V247H247ZM138 249H139V248H138ZM147 249H148V247L146 248V251H145L146 253L143 251L144 253H143L142 255H144V254H148V253L150 254V253H151V252H148V250L150 251L152 248H151V249H148V250H147ZM163 249H164V248H163ZM0 250H1V249H0ZM41 250H42V249H41ZM41 250H40V251H41ZM45 250H46V249H45ZM45 250H44V252L47 251V250H46V251H45ZM92 250H93L92 252H94V251H95V248H93ZM135 250L137 251V248H136ZM141 250H140V251H141ZM154 250H155V249H153V251H154ZM160 250H161V249H160ZM160 250H159V253H160ZM165 250H166V249H165ZM167 250H168V249H167ZM245 250H246V249H245ZM245 250H242L243 253L245 252ZM40 251H39V252H40ZM50 251H51V252H50ZM97 251H98V250H96V252H97ZM138 251H139V250H138ZM142 251H141V252H142ZM188 251H189V250H188ZM157 252H158V251H157ZM138 253H140V252H138ZM159 253H158V254H159ZM261 253H262V252H261ZM31 254H32V253H31ZM44 254H45V253H44ZM149 254H148V255H149ZM160 254H161V253H160ZM185 254H186V253H185ZM112 255H113V254H112ZM132 255L134 256V254H132ZM242 255H243V254H242ZM242 255H241V258H242ZM21 256H22V257H21ZM29 256H30V255H29ZM135 256H137L136 258H138V259H139V257L141 258V255L139 256V255L137 254V255H135ZM258 256H259V255H258ZM2 257H3V258H2ZM39 257H40V256H39ZM162 257H163V256H162ZM262 257H263V254H262ZM13 258H14V259H13ZM35 258H36V257H35ZM12 259H13V260H12ZM238 259H239V258H238ZM28 260H29V259H28ZM61 260H62V259H61ZM135 260H137V259H135ZM240 260H241V259H239L238 261L240 262ZM238 261H237V262H238ZM261 261H262V260H261ZM57 262H58V263H57ZM183 262H185V261H183ZM33 263H34V262H33ZM63 263H64V262H63ZM134 263H136V262H134ZM185 263H186V262H185ZM185 263H184V264H185ZM186 264H187V263H186ZM237 264H238V263H237ZM262 264H263V263H262Z\"/></svg>",
    "mask_w": 264,
    "mask_h": 264
},
{
    "label": "crops",
    "instance_id": "obj_3",
    "mask_svg": "<svg viewBox=\"0 0 264 264\" xmlns=\"http://www.w3.org/2000/svg\"><path fill=\"white\" fill-rule=\"evenodd\" d=\"M9 1L12 3V9H13L12 13L16 14V12H17V14L19 16H22V17L24 15H26L27 13L32 16V12L30 11L31 10V5L26 4L29 1L34 2L35 5L38 6V8H39V6H40V8L42 6H45L50 1L51 2H53V1L57 2V0H9ZM77 1L83 2L84 0H77ZM86 1L89 2V0H86ZM58 6H57V8H59L58 15H55L53 13L54 9L49 10L47 12H45L43 10L41 11V9H38V11L43 15V17L47 18V20L49 21V25L51 27L49 25H47L46 29L50 31L51 29L55 28V26L50 22L51 19H53V18H62V17H64V18L70 17L72 20H75L76 21V28H77L78 25H79L78 24L79 19L84 17V10H85L84 5L80 4L79 7H77V6H75L74 2L73 3L71 2L70 3V6H71L70 11L74 10V11H72L73 13H71V14L65 13V11L69 10V7L61 6V8H60V5H58ZM24 8H26V9H24ZM31 16H28V18H30ZM236 50H238V47L236 48ZM186 197H190V196L183 195L182 198L186 199ZM176 199H178V198H176ZM176 207H178V206L176 205ZM180 208L184 209V210H191L193 207L189 204L188 206L187 205H182V206H180Z\"/></svg>",
    "mask_w": 264,
    "mask_h": 264
},
{
    "label": "built area",
    "instance_id": "obj_4",
    "mask_svg": "<svg viewBox=\"0 0 264 264\" xmlns=\"http://www.w3.org/2000/svg\"><path fill=\"white\" fill-rule=\"evenodd\" d=\"M229 10H233L238 7L241 0H224Z\"/></svg>",
    "mask_w": 264,
    "mask_h": 264
}]
</instances>
